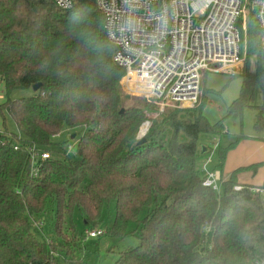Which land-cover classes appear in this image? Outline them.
<instances>
[{"label":"trees","instance_id":"16d2710c","mask_svg":"<svg viewBox=\"0 0 264 264\" xmlns=\"http://www.w3.org/2000/svg\"><path fill=\"white\" fill-rule=\"evenodd\" d=\"M73 1L62 9L53 0H0L6 93L0 103V264H58V252L67 264H81L87 231L100 229L111 211L106 233L121 239L134 224L137 239L114 264H258L264 259V205L256 187L237 181L250 167L233 171L219 192L203 184L206 173L198 168L200 135L226 134L223 121L212 124L204 103L159 112L140 138L150 117L143 107H124L118 83L125 69L113 61L115 47L97 0ZM258 35L252 28L248 51L257 70L249 71L248 58L229 112L242 113L258 89L264 96ZM18 90L33 94L12 99ZM144 107L158 110L154 103ZM6 116L21 136L8 128ZM77 128L83 133L71 156L53 136ZM255 128L264 129L262 113ZM31 145L50 153L39 177L31 175Z\"/></svg>","mask_w":264,"mask_h":264},{"label":"built area","instance_id":"2783aa9c","mask_svg":"<svg viewBox=\"0 0 264 264\" xmlns=\"http://www.w3.org/2000/svg\"><path fill=\"white\" fill-rule=\"evenodd\" d=\"M53 1L62 9L74 4L73 0ZM97 5L106 37L115 47L113 61L125 69L126 85L133 88L130 93L163 108L170 100L184 104L181 107L198 105L208 72L238 75L249 58V34L254 27L264 68V0H97ZM28 150L31 175L39 177L41 162L50 153L37 145ZM70 152L75 153L74 145L68 146L66 153ZM203 170V184L219 192L220 172L206 166ZM255 191L264 200V187ZM209 229L210 223L205 222L203 230ZM87 234L96 238L104 231L93 229ZM258 264H264V259Z\"/></svg>","mask_w":264,"mask_h":264},{"label":"rangeland","instance_id":"374dc122","mask_svg":"<svg viewBox=\"0 0 264 264\" xmlns=\"http://www.w3.org/2000/svg\"><path fill=\"white\" fill-rule=\"evenodd\" d=\"M242 55L245 56L243 46ZM249 59L251 62L249 71L254 72L257 70V58L250 56ZM245 68L246 66L243 67L241 72H243ZM124 76L118 83V91L124 100V107H143L145 108L147 115L150 117L141 126L139 131L140 138H144L151 126V119L157 117L159 112H171L179 110L180 108H198L204 103L203 114L206 118L212 124L222 120L226 127L224 128V133L226 131L227 133L224 135L202 133L200 135L198 143L201 148L203 146L207 147L208 151L204 153L201 150L199 153L198 168L202 169V166L206 161L207 169L209 171L222 170L224 176H227L240 167H248L252 165L247 170L242 171V173L240 172V180L254 186H264V129L261 128L257 130L255 128V122L259 113H262L264 116V96L260 89L256 90L253 100L249 101L242 113L229 112L230 106L240 95L243 86L242 75L208 72L204 79L202 94L198 105L170 109L166 108V106L163 108L155 101H146L142 96L131 94L130 89L133 88L124 83L122 84L121 89L120 83L125 80ZM5 94V85L3 82H0V95L4 96V100L0 103L5 101ZM31 94H33V90H18L11 95V98L27 97ZM146 102L154 103L158 110H148L144 107ZM0 122L2 124V118L0 119ZM6 124L11 131L16 132L21 136L17 124L10 116H6ZM73 132L76 136L71 139L70 136ZM82 133V128L61 132L60 136L55 138V141L59 144L58 149L62 148L67 151L69 145H74L76 152L78 146L77 143ZM226 148H228L226 156L222 157L220 151ZM69 155L73 156V153L70 152ZM253 164L255 165L254 167ZM204 173L205 172L203 171V174ZM221 189L222 185L220 184V190ZM257 194L260 196L264 205L263 197L259 193ZM113 207L114 206H112V208ZM74 219L77 229L81 233H85V225L81 215L75 213ZM112 221L113 211H111V214L107 212L103 216V222L99 226L100 229L104 230V234L96 238L88 236L85 238L84 246L86 249L81 255V258H83L81 264H114L121 251L132 247L137 243V239L131 234V231L135 226L134 224L130 225L128 234L124 238L117 239L110 234H107L106 230L111 225ZM205 235L206 242L207 244L209 243V248H211L210 241L212 240V230H207ZM56 257H58V264H67L65 256L60 252L56 254Z\"/></svg>","mask_w":264,"mask_h":264},{"label":"crops","instance_id":"0c3cea01","mask_svg":"<svg viewBox=\"0 0 264 264\" xmlns=\"http://www.w3.org/2000/svg\"><path fill=\"white\" fill-rule=\"evenodd\" d=\"M72 135H75V133H71V136H70V138L71 139H73L72 138ZM75 138V137H74ZM208 151V148L206 147V151L204 152V153H206ZM204 166H206V169H207V162L205 161L204 162V164H203V166H202V170L204 169ZM252 166V165H251ZM251 166H249V167H251ZM255 165L253 164V167H254ZM248 168H246V169H242V170H240L239 172H238V174H237V181H238V183L240 184V185H250V186H253V187H264V186H254V185H252V184H249V183H247V182H243L242 180H240V177H239V175H240V172L242 173V171H244V170H247ZM215 171H219L220 172V174H221V178H222V180H221V182H220V184L222 185V183L225 181V180H228V178L231 176V174L230 175H227V176H224V174H223V171L221 170H215Z\"/></svg>","mask_w":264,"mask_h":264},{"label":"bare ground","instance_id":"6f19581e","mask_svg":"<svg viewBox=\"0 0 264 264\" xmlns=\"http://www.w3.org/2000/svg\"><path fill=\"white\" fill-rule=\"evenodd\" d=\"M166 106V108H175V107H181L184 104L182 103H178V102H173V101H168L166 104H164Z\"/></svg>","mask_w":264,"mask_h":264},{"label":"water","instance_id":"95a60500","mask_svg":"<svg viewBox=\"0 0 264 264\" xmlns=\"http://www.w3.org/2000/svg\"><path fill=\"white\" fill-rule=\"evenodd\" d=\"M238 24H239V26H240V22H239ZM38 87H39V85L37 84V85H35V86L33 87V89L36 90V89H38ZM75 136H76V135H72V138H74ZM142 142H144V139H142ZM202 151H203V152L206 151V147H205V146H203Z\"/></svg>","mask_w":264,"mask_h":264}]
</instances>
